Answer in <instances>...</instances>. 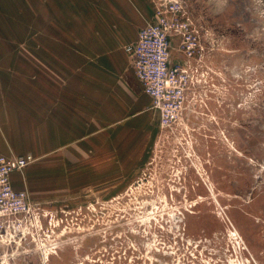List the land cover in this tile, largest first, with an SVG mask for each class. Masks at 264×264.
<instances>
[{"label": "rangeland", "instance_id": "374dc122", "mask_svg": "<svg viewBox=\"0 0 264 264\" xmlns=\"http://www.w3.org/2000/svg\"><path fill=\"white\" fill-rule=\"evenodd\" d=\"M170 1L198 35L191 55L171 40L188 73L179 122L158 121L110 191L38 202L26 190L37 221L0 229V264H264V0H150ZM6 5L7 35L19 13Z\"/></svg>", "mask_w": 264, "mask_h": 264}, {"label": "crops", "instance_id": "0c3cea01", "mask_svg": "<svg viewBox=\"0 0 264 264\" xmlns=\"http://www.w3.org/2000/svg\"><path fill=\"white\" fill-rule=\"evenodd\" d=\"M6 2L19 14L0 29V154L37 160L12 187L38 202L110 191L142 165L158 124L124 50L157 3L0 0L3 26Z\"/></svg>", "mask_w": 264, "mask_h": 264}, {"label": "built area", "instance_id": "2783aa9c", "mask_svg": "<svg viewBox=\"0 0 264 264\" xmlns=\"http://www.w3.org/2000/svg\"><path fill=\"white\" fill-rule=\"evenodd\" d=\"M192 26L180 5L170 1L156 9L154 20L141 27L137 39L124 47L143 92L152 99L159 126L166 133L172 132L181 118L188 88L187 70L181 64L170 63L171 40L182 37L185 51L191 55L198 37ZM35 160L31 153L0 154V229L21 226V217L37 221L28 192L14 189L10 180L13 172L23 171Z\"/></svg>", "mask_w": 264, "mask_h": 264}]
</instances>
